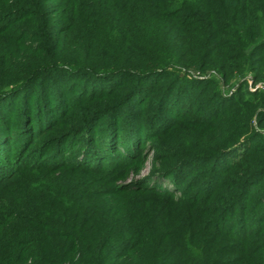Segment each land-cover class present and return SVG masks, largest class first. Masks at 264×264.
Here are the masks:
<instances>
[{
  "label": "trees",
  "instance_id": "1",
  "mask_svg": "<svg viewBox=\"0 0 264 264\" xmlns=\"http://www.w3.org/2000/svg\"><path fill=\"white\" fill-rule=\"evenodd\" d=\"M259 82L264 0H0V264H264Z\"/></svg>",
  "mask_w": 264,
  "mask_h": 264
},
{
  "label": "rangeland",
  "instance_id": "2",
  "mask_svg": "<svg viewBox=\"0 0 264 264\" xmlns=\"http://www.w3.org/2000/svg\"><path fill=\"white\" fill-rule=\"evenodd\" d=\"M219 75H218V73L215 71V70H208L207 72H205V73H200L199 71H195V70H193V74H192V77L193 78H197V77H203V78H213V77H218ZM244 79H247V80H249V82L250 81H252V79H253V77L251 76V75H248V76H241L240 78H239V80L241 81V80H244ZM237 80L238 79H236V82H237ZM239 80H238V82H239ZM257 86H258V88L259 89H264V82H259L258 84H257ZM256 86V87H257ZM252 88V86L250 85V87H249V89H251ZM223 90L225 91V92H227V93H231V91L233 90V87L230 85V86H226L225 87V85L223 86ZM258 130H261L263 133H264V130H262V129H260V128H257ZM151 166H152V162L150 161V163L147 165V168H146V170L143 172V175H147L148 173H149V171H150V168H151ZM154 180H158V179H154ZM164 184H165V186H168V187H170V182L169 181H165L164 182Z\"/></svg>",
  "mask_w": 264,
  "mask_h": 264
},
{
  "label": "built area",
  "instance_id": "3",
  "mask_svg": "<svg viewBox=\"0 0 264 264\" xmlns=\"http://www.w3.org/2000/svg\"><path fill=\"white\" fill-rule=\"evenodd\" d=\"M257 88H258V86H257L256 88H253V87H252L251 90H256Z\"/></svg>",
  "mask_w": 264,
  "mask_h": 264
}]
</instances>
